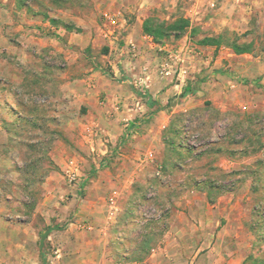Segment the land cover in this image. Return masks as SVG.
<instances>
[{
    "label": "rangeland",
    "instance_id": "rangeland-1",
    "mask_svg": "<svg viewBox=\"0 0 264 264\" xmlns=\"http://www.w3.org/2000/svg\"><path fill=\"white\" fill-rule=\"evenodd\" d=\"M51 1L5 0L0 14V215L5 223L0 228V263L32 264V228L46 231L63 217L58 226L65 229L75 224L79 208L88 210L95 203L89 209L95 221H83L75 229L89 234L100 229L96 220L107 222L118 234L122 258L144 240L149 249L157 246L174 214L173 229L189 230L200 246L209 244L202 252L212 253L193 264L218 258L264 264V85L249 69V62H256L264 72V0H256L247 26L236 20L241 13L233 14L230 28L218 32L228 42L251 44V56L237 61L244 75L234 80L238 87L225 84L226 95L217 100L209 94L172 98L160 117L152 112L155 121L146 113L118 126L116 149L108 160L95 153L98 143L110 145L104 129L86 124L83 110L71 99L56 98L61 78L52 74L50 81L39 82L32 77V47L25 48L23 59L21 51L12 53L22 45L18 37L23 31L32 39V25L22 24L32 18L29 8L33 4L48 14L45 5ZM51 64L64 69L60 62ZM102 71L109 73L107 67ZM148 84H153L149 76ZM38 87L49 94H34ZM54 99L58 106L52 109ZM92 158L98 168L91 169ZM71 171L76 172L73 181ZM178 215L188 217L178 220ZM196 242L186 252L197 250ZM17 245L20 253L13 251Z\"/></svg>",
    "mask_w": 264,
    "mask_h": 264
},
{
    "label": "crops",
    "instance_id": "crops-1",
    "mask_svg": "<svg viewBox=\"0 0 264 264\" xmlns=\"http://www.w3.org/2000/svg\"><path fill=\"white\" fill-rule=\"evenodd\" d=\"M88 1L52 0L45 5L47 13L52 14L51 17L48 14L42 15L39 11L40 7L32 4V9L29 8L28 12L32 14V18L29 15L28 19H22V24L32 25V39L25 38L28 34L22 32V26L19 25L17 31L25 33L18 37L23 43L17 52L12 51V53L21 51V59H23L25 48L32 47V77L39 82L50 81L52 74L61 78L59 84L55 86L56 98L58 97L62 102L71 99L79 109L83 110L82 116L86 124L101 126L109 138L110 145L107 144L109 142L105 144L106 146L98 143L99 150L95 152L96 156L103 157V160H108L116 149L118 134L115 130L118 126H126L127 121L131 124L133 119H140L146 113L151 115L155 112L160 117L163 113L161 108L172 98L184 99L194 94H209L212 99L217 100L219 96L226 95L225 84L237 88L239 83L235 81L236 85L234 80H242L244 76L243 68H240L237 61L241 56H251L252 52L237 55L224 45L219 47L214 44L201 45L200 42L221 36L222 34L218 32L230 28V22L233 20L229 19V16L233 14L238 16L241 13V17L236 20H242L247 26L250 16L248 14L254 10L259 1L257 3L256 0ZM4 2L5 0H0V14L5 12ZM85 13L90 14L88 18L84 16ZM105 13L119 14L118 25L109 26L102 19ZM156 13L162 14L161 20ZM177 19L187 22L184 32L177 36L171 35L161 42L144 31L148 20L170 24ZM114 34L115 36L111 37ZM130 45L136 47L134 57L129 53ZM169 46L183 52L182 71H186V74L185 79L181 78L180 81L166 80L157 73L158 63L164 55L162 50L169 49ZM225 51L229 60L224 54ZM19 57L20 55L17 56L20 60ZM51 61L60 62L64 69L57 70ZM102 67H107L109 73L102 71ZM249 69L254 74L250 76L261 77L258 83L264 85V72H259V65L256 62H249ZM200 74H204L201 79ZM146 76L153 80L152 86L149 90L143 88L137 90L133 85L134 77ZM192 81L199 89L182 97L187 86L193 88ZM204 86L206 90H203ZM45 89L38 87L32 92L49 94ZM55 100L51 105L52 109L58 106L54 104ZM157 115L152 113L154 121ZM90 155L92 154L86 153L89 159ZM91 161L93 163L91 169H94L93 166L98 168L95 164L96 160L92 158ZM94 204H90V207L91 205L94 207ZM90 207L86 208L88 210L79 208L74 214L75 224H69L65 229L61 230L59 228L61 225L58 226V223L64 220L63 217L53 221L54 227H48L51 229L50 232L32 228V264H193L197 258L198 261L212 253L211 250L203 253L202 251L206 250L209 244L200 246L189 230L173 229L176 222L173 214L168 219L169 230L162 235L157 246L150 249L143 261L129 262L119 256L123 246L117 242L118 234L110 226H106L107 222L102 224L103 220H96L100 223V229L89 233L91 235L75 229L83 221H95L89 211ZM183 217L188 216H177L178 220H183ZM49 221L47 226H50L52 220ZM185 221L189 220L186 218ZM115 223L116 220L111 221V225ZM4 224L0 215V228L1 225L4 228ZM196 230L193 232L195 233ZM70 234L74 236L71 239L66 236ZM43 235L46 237L42 246ZM193 242L198 245L197 250L186 252L187 248L192 247ZM16 247L13 251L20 253V246ZM55 248H60L58 256H52L53 252H59L54 251ZM241 263V258L229 259L227 262H222L218 258L208 264Z\"/></svg>",
    "mask_w": 264,
    "mask_h": 264
},
{
    "label": "trees",
    "instance_id": "trees-1",
    "mask_svg": "<svg viewBox=\"0 0 264 264\" xmlns=\"http://www.w3.org/2000/svg\"><path fill=\"white\" fill-rule=\"evenodd\" d=\"M187 26V22L183 19H177L176 21L167 24V23H160L153 20H148L146 22V26L144 27V31L146 34L151 35L156 41L161 42L164 39H167L171 35H179L182 34ZM201 45L205 44H214L215 46L224 45L225 47L230 48L235 54H249L251 53V44H240L236 39L233 42H228L222 35L214 38V39H205L200 42ZM194 92L192 87H186L182 93V97L186 96L187 94H192ZM37 117H41V114H37ZM37 119V118H36ZM39 120V119H37ZM51 229H47L46 232H50ZM45 235L41 236V245L43 246V241L45 240ZM139 252H146L144 255L140 256ZM150 251L149 247L147 246V240H144L138 250L130 256L125 258L129 262H141L146 255Z\"/></svg>",
    "mask_w": 264,
    "mask_h": 264
},
{
    "label": "built area",
    "instance_id": "built-area-1",
    "mask_svg": "<svg viewBox=\"0 0 264 264\" xmlns=\"http://www.w3.org/2000/svg\"><path fill=\"white\" fill-rule=\"evenodd\" d=\"M102 19L108 23L109 26L115 27L119 23V14L114 13H105L102 16ZM112 35L111 37H114ZM162 50L163 57L162 60L159 61V65L157 66V73L162 78H171L173 80H181V78L185 79L186 71H182V56L183 52H179V49L177 48H170ZM136 47L134 45L129 46V53L132 54V56H135ZM172 80V81H173ZM133 85L136 87L137 90L147 89L149 88L148 84V76L144 78L134 77ZM90 133L89 135L94 132L92 129L88 130ZM76 171V170H74ZM71 171L69 173V179L70 181L75 180V174L76 172Z\"/></svg>",
    "mask_w": 264,
    "mask_h": 264
}]
</instances>
